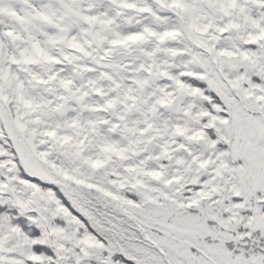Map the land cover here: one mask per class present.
I'll return each mask as SVG.
<instances>
[{"label": "snow or ice", "instance_id": "6c2138e0", "mask_svg": "<svg viewBox=\"0 0 264 264\" xmlns=\"http://www.w3.org/2000/svg\"><path fill=\"white\" fill-rule=\"evenodd\" d=\"M0 264H264V0H0Z\"/></svg>", "mask_w": 264, "mask_h": 264}]
</instances>
